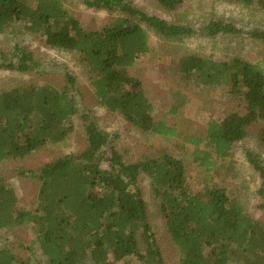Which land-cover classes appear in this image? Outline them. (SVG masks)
Returning a JSON list of instances; mask_svg holds the SVG:
<instances>
[{"label": "trees", "instance_id": "obj_1", "mask_svg": "<svg viewBox=\"0 0 264 264\" xmlns=\"http://www.w3.org/2000/svg\"><path fill=\"white\" fill-rule=\"evenodd\" d=\"M189 1L157 0L169 13ZM222 1L264 11V0ZM86 5L117 16L89 31L62 0H0V36L30 34L50 50L75 53L102 107L144 133L175 137V128L155 119L154 105L135 67L152 53L151 31L167 40H182L195 32L138 10L130 0H86ZM203 31L209 37L244 34L222 21L211 22ZM248 36L264 42V31ZM177 66L183 81L223 89L237 103L226 118L209 123L203 139H185L194 146V163L211 172L217 166L214 156H231L250 130L264 122V64L239 56L215 61L188 55ZM40 68L34 55L19 45L10 54H0V70L28 74ZM78 92V80L71 73L60 90L30 83L0 91V163L24 160L64 143L74 131L72 119L80 113ZM184 102L177 95L172 113ZM82 118L85 151L63 156L36 172L19 170L22 177L39 182L35 211L20 207L14 187L0 176V235L31 226L35 240L28 249L37 246L45 264H164L139 187L146 176L166 231L181 254L178 264H264V222L227 189L212 185L194 192L185 162L165 152L127 163L96 118L87 113ZM259 143L264 150V129ZM248 160L261 177L259 194L264 199V165L252 153ZM31 262V257L23 259L9 247L0 249V264Z\"/></svg>", "mask_w": 264, "mask_h": 264}, {"label": "rangeland", "instance_id": "obj_2", "mask_svg": "<svg viewBox=\"0 0 264 264\" xmlns=\"http://www.w3.org/2000/svg\"><path fill=\"white\" fill-rule=\"evenodd\" d=\"M62 2L89 31H96L117 16L116 13L104 9L89 8L86 0ZM130 3L134 8L151 16L189 27L195 32L193 36L182 40H167L151 31L152 53L140 58L135 67L134 74L142 80V88L154 105L155 119L175 128L177 135L164 137L144 133L127 123L120 115L102 107L89 85L86 68L75 53L50 50L30 34L7 33L0 36V54H10L19 45L34 55L41 68L28 74L0 70V91L30 83L51 85L60 90L66 85V75L71 73L78 80L80 113L72 119L74 131L64 143L49 145L24 160L1 162L0 176L14 187L19 206L35 211L39 182L34 177H22L19 170L36 172L63 156L85 151L88 142L82 115L87 113L96 118L102 130L112 135L114 146L127 163H135L158 152L177 157L186 164L187 181L194 192H200L205 186L219 185L237 198L241 206L255 219L264 222V199L259 194L262 180L248 160V153H252L264 165V150L259 143V133L264 129V122L250 130L248 139L238 143L231 156L224 159L214 156L217 166L211 172L201 168L193 161L194 146L185 142V139H203L209 123L226 118L237 109V103L223 89L198 88L183 81L177 66L180 59L188 55H198L215 61L239 56L252 63L264 64V42L248 36V33L256 30L264 31V11L256 6L246 8L222 0H191L181 4L172 13L166 12L157 0H130ZM216 21L232 24L244 34L207 36L204 28ZM177 95L185 99L184 106L179 112L172 113ZM139 187L149 205L151 224L157 235L164 264H178L181 254L166 231L150 180L142 176ZM34 240L35 234L31 226L17 227L0 235V249L9 247L23 259L31 257L32 262L29 264H45V258L36 249V245L33 251L28 249Z\"/></svg>", "mask_w": 264, "mask_h": 264}]
</instances>
